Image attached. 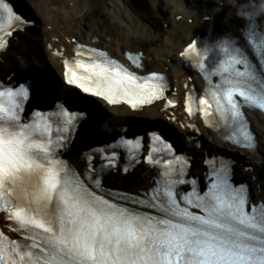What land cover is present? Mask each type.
Here are the masks:
<instances>
[{
    "label": "snow or ice",
    "instance_id": "obj_1",
    "mask_svg": "<svg viewBox=\"0 0 264 264\" xmlns=\"http://www.w3.org/2000/svg\"><path fill=\"white\" fill-rule=\"evenodd\" d=\"M0 18L9 26V37L28 23L4 0ZM249 36L246 42L257 62L237 49L216 71L219 81L210 82L207 94L213 103L199 100L205 117L214 104L218 119L232 130L225 139L246 149L253 146L254 136L246 129L242 109L253 104L264 110V34L251 28ZM5 46L0 43V49ZM196 49L197 41H192L180 56ZM106 57L99 53L90 63L76 59V67L86 70L82 76L66 62V84L133 110L159 100L174 106L159 74L140 77ZM32 87L0 82V212L19 237L0 231V264H264V201L252 203L247 185L234 181L230 165L204 160L208 168L201 189L196 178H188L191 161L175 154L162 132L154 131L151 141L162 147L152 151L170 158L163 159L153 185L134 194L100 193L102 174L119 166L116 149L125 148L129 164H136L141 162L139 142L122 138L98 146L86 157V171L75 170L60 156L70 149L83 114L63 108L57 113L63 127L52 139L50 124L41 127L43 113H33L31 122L23 116ZM185 107L193 114L190 97ZM37 133L47 135L37 139ZM144 160L161 165L151 152ZM128 170L125 165L123 171Z\"/></svg>",
    "mask_w": 264,
    "mask_h": 264
},
{
    "label": "bare ground",
    "instance_id": "obj_2",
    "mask_svg": "<svg viewBox=\"0 0 264 264\" xmlns=\"http://www.w3.org/2000/svg\"><path fill=\"white\" fill-rule=\"evenodd\" d=\"M235 1L21 0L27 11L37 18L38 27L32 26L25 33H18L16 40H10L7 51L1 56L0 76L16 75L18 72L19 76L26 74L35 77L34 70L41 72L38 75L45 76L46 85L35 91L36 98L32 102L41 101L44 104L50 97L69 91L62 85L60 64L64 55L72 51L73 40L103 47L118 57L123 49H138L145 54V68L156 67L169 72L178 105L164 112L156 103L140 112H131L124 107L107 110L98 106L93 131H112L124 120H134L133 127H136L137 119H141L145 122L143 127L146 124L166 126L195 157L202 158L204 152L220 146L224 149L229 147L234 153V147L223 146L213 133L203 128H200L201 132L210 141H204L201 148H197L194 140H191V136L197 133L186 125L181 100L190 85H201L202 81L184 67L180 52L189 38L206 34L215 26L219 32L237 38L239 15L243 14L245 18L257 13L259 19L264 18L256 4L249 2L244 11L237 5L235 7ZM204 16H208V20L203 19ZM71 100L76 101L74 98ZM57 103L62 105L59 101ZM249 116L257 135V152H244L245 155L237 150L238 154L235 152L234 155L239 156V164L245 165L246 160L252 167L246 172L238 170V175L250 180L253 196L264 201V117L257 111H252ZM81 129L87 139L92 129L89 121L83 122ZM193 168L196 171L202 169L196 162ZM152 175L141 165L127 177L116 172L110 173L107 179L128 189L139 190L149 186Z\"/></svg>",
    "mask_w": 264,
    "mask_h": 264
},
{
    "label": "rangeland",
    "instance_id": "obj_3",
    "mask_svg": "<svg viewBox=\"0 0 264 264\" xmlns=\"http://www.w3.org/2000/svg\"><path fill=\"white\" fill-rule=\"evenodd\" d=\"M38 27V24H36V27L35 28H37ZM40 27V26H39ZM41 46H42V44H41ZM254 130V129H253Z\"/></svg>",
    "mask_w": 264,
    "mask_h": 264
}]
</instances>
